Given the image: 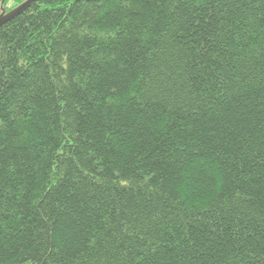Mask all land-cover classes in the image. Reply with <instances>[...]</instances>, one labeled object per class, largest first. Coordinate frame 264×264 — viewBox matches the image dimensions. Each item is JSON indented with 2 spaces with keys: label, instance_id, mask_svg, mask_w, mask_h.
Segmentation results:
<instances>
[{
  "label": "trees",
  "instance_id": "trees-1",
  "mask_svg": "<svg viewBox=\"0 0 264 264\" xmlns=\"http://www.w3.org/2000/svg\"><path fill=\"white\" fill-rule=\"evenodd\" d=\"M0 264H264V0L0 27Z\"/></svg>",
  "mask_w": 264,
  "mask_h": 264
},
{
  "label": "water",
  "instance_id": "water-1",
  "mask_svg": "<svg viewBox=\"0 0 264 264\" xmlns=\"http://www.w3.org/2000/svg\"><path fill=\"white\" fill-rule=\"evenodd\" d=\"M38 1L39 0H26L25 2L11 9L10 11H6V9L4 8L5 0H3L2 6H1L2 13L0 14V27L5 25L9 21L15 19L17 16L21 15L22 13H24L26 10L31 8Z\"/></svg>",
  "mask_w": 264,
  "mask_h": 264
}]
</instances>
